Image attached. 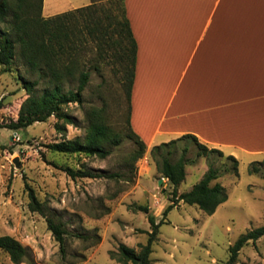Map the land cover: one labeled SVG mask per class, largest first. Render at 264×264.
<instances>
[{"label":"rangeland","instance_id":"obj_1","mask_svg":"<svg viewBox=\"0 0 264 264\" xmlns=\"http://www.w3.org/2000/svg\"><path fill=\"white\" fill-rule=\"evenodd\" d=\"M88 2L43 0L40 17L48 19ZM93 2L92 21L86 17L65 20L69 30L65 51L60 52L54 43L55 68L64 71L74 64L72 73L61 78L62 92L77 88L82 71L90 73L82 102L61 108L60 113L67 115L70 123L51 116L17 132L3 127L17 118L29 95L41 96L53 82L49 75L44 77L41 72L32 71L21 55V45L9 28L12 12L9 11L5 22L0 21V38L4 33L15 41L12 64L0 65V236L18 240L27 248L33 264H123L112 253L120 244L137 250L139 244L147 242V233L151 231L147 214L130 208L136 204L148 207L157 223L163 221L152 245L151 264H227L230 246L247 231L264 225V165L252 166L258 171L250 174L248 170L256 158L242 154L236 174L225 157H199L193 142L178 141L161 151L165 154L170 150L173 163L181 156L192 162L185 167V180L177 193L189 191L211 164L218 169L217 181L228 198L211 216L183 202L164 216L173 188L166 178L162 180L150 155L152 147H146L143 156L133 160L137 144L127 122L122 50L116 30L122 19L123 1ZM25 83H34L31 94L27 93ZM97 120L109 130L108 140L101 143L109 152L105 158L48 149V145L61 141H83L90 125ZM112 137L119 139V145H112ZM66 168L95 176L73 179ZM28 188L43 204L44 215L63 224V252L48 230L45 216L29 210ZM0 264H13L2 250ZM235 264H264V236L246 244Z\"/></svg>","mask_w":264,"mask_h":264},{"label":"crops","instance_id":"obj_2","mask_svg":"<svg viewBox=\"0 0 264 264\" xmlns=\"http://www.w3.org/2000/svg\"><path fill=\"white\" fill-rule=\"evenodd\" d=\"M123 3L136 43L130 130L148 148L190 134L238 163L262 160L264 0Z\"/></svg>","mask_w":264,"mask_h":264},{"label":"trees","instance_id":"obj_3","mask_svg":"<svg viewBox=\"0 0 264 264\" xmlns=\"http://www.w3.org/2000/svg\"><path fill=\"white\" fill-rule=\"evenodd\" d=\"M94 0L88 6L76 8L61 14H57L48 19L40 17L43 0H0V21L5 22L9 13L12 12V21L9 23V28L16 34V41L21 45V55L26 60L28 66L32 71L41 72L42 76H50V81L53 85L47 89L41 96L29 95L21 104L17 118L11 120L4 128L17 132L18 130L27 128L35 122H45L51 116H57L64 121L70 123L71 119L67 115L60 113L62 106L70 103H81L82 94L89 81L90 73L82 71L78 77L77 88L73 91L62 92L61 78L67 74H71L73 66H66L64 71H58L55 67V50L54 43H57L60 52L65 51L64 42L69 40L67 29L68 26L65 20L70 18L86 17L87 21L94 19L95 5ZM124 1V0H122ZM96 28V27H95ZM98 29V27L96 28ZM117 32L120 36L118 41L121 46V64H122V85L126 93L128 103V126L129 112H130V95L134 79V63L136 57V43L132 36L128 20L125 16L124 3L122 10V19L117 22ZM90 32H94L91 30ZM0 38V65L9 66L12 64L14 58L15 41L10 39L4 33H1ZM59 38L62 41L59 42ZM71 50V48H69ZM45 68V69H44ZM34 83H25V89L28 94ZM107 126L101 121H93L90 125L83 141L78 138L73 140L61 141L48 145V149L53 152L60 153H85L89 155H97L105 158L109 152L101 147V143L109 138V130ZM63 130V129H62ZM131 136L134 138L137 148L133 153V160L141 158L145 152V143L130 130ZM191 141L198 149L197 155L199 157H209L211 154H216L219 157H225L231 161L233 172L237 174L238 161L232 156H225L221 151L208 148L207 146L198 142L197 138L190 134L182 135L181 137L171 140L167 143H161L153 146L150 150L151 158L154 160L159 173L163 178H166L172 185V199L171 204L164 210L163 215L167 213L178 203L183 202L187 205L196 206L205 214L211 216L215 213L217 207L227 200V193L225 188L217 181L220 177L218 169L208 164L207 170L203 173L199 181L192 186V188L184 193L178 194L177 188L185 180V167L192 162H188L184 156H181L176 162H171L169 155L170 150L165 154L161 151L165 148L175 145L178 141ZM111 143L114 146L119 145V139L112 137ZM188 147L184 148V152ZM254 165H264V158L262 162H252L248 172L251 174L257 172V167ZM228 170V169H227ZM67 174L75 178L94 177L95 175L86 171H74L66 168ZM28 208L32 212H38L44 215L43 204L36 198L31 188H28ZM130 208L136 211H141L147 214V220L151 231L148 232V239L145 244H139L138 249L128 247L120 244L112 257L118 263L131 264H151L150 255L152 254V245L156 241V236L159 227L163 221L156 222L155 218L149 214V209L146 206L132 204ZM45 216V221L48 230L51 232L54 240L59 243L60 250H64V241L66 231L63 229V224L57 222L51 216ZM264 236V225L255 229L247 231L241 235L232 246L229 248V259L227 264H235L239 251L249 242L255 243L258 239ZM87 239V238H86ZM0 250L5 252L13 264L26 263L33 264L29 252L15 238L5 235L0 236Z\"/></svg>","mask_w":264,"mask_h":264},{"label":"water","instance_id":"obj_4","mask_svg":"<svg viewBox=\"0 0 264 264\" xmlns=\"http://www.w3.org/2000/svg\"><path fill=\"white\" fill-rule=\"evenodd\" d=\"M14 163L17 165V167H19V163L17 159L14 160Z\"/></svg>","mask_w":264,"mask_h":264},{"label":"built area","instance_id":"obj_5","mask_svg":"<svg viewBox=\"0 0 264 264\" xmlns=\"http://www.w3.org/2000/svg\"><path fill=\"white\" fill-rule=\"evenodd\" d=\"M163 181H165V178H162ZM167 180V179H166Z\"/></svg>","mask_w":264,"mask_h":264}]
</instances>
